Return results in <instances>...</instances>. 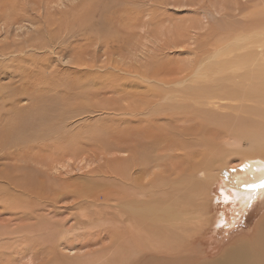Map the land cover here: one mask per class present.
<instances>
[{"label": "rangeland", "instance_id": "374dc122", "mask_svg": "<svg viewBox=\"0 0 264 264\" xmlns=\"http://www.w3.org/2000/svg\"><path fill=\"white\" fill-rule=\"evenodd\" d=\"M261 14L264 16V0H0V143L4 142L5 144L2 143L3 146L0 147V186L12 187V182H14V186L22 182L24 184V181L43 185L37 175H42V179L46 180L49 175L51 179L52 177L59 178L61 175L65 179L61 177L60 179L73 181V183H75L74 180L78 181L82 177L79 183L86 179L89 181L91 177L97 176L100 172H108L107 167L119 160V157L120 161L128 160L126 154L121 153V156L116 149L128 150L130 148L129 150H131L137 147L136 144L131 145L132 133L135 135L133 141L136 139L138 141L135 142L139 143V140L142 139L140 143L144 145L141 146L142 149L139 148L138 152H141V156L147 157L146 160H150L148 156L151 155L152 148L148 144L146 146V143L150 140V142L155 143L166 141V155H169V159L171 157L169 162L177 161L175 157L186 155V151H188V154L194 151L190 148L196 145L200 139H205L204 142L210 146V141L213 140L212 137L215 135L213 133L218 134L219 132L220 134L224 128H222L221 123L224 124L226 119L224 116L227 114L225 110H222V107L225 106L224 102L226 103L225 100L217 99L218 105H223L221 110L215 111L212 113L213 115L201 114V116H193L191 108L182 106V102H179L181 104L176 102L178 105H174L175 102L172 104L167 103L163 109L154 112L157 117L153 113L149 115L151 116L149 119L152 126L148 128L150 131L148 130L146 135L147 140L145 135L143 136L139 132V128H142L143 125L140 126L138 120L128 123L131 116L126 109L130 107V109L137 112L138 108H145L148 105L150 107L153 98L149 89H152V87H140L134 85V83L141 81L140 79L137 80L138 77L145 74L154 75L159 79L168 78L171 75V78H173V75L174 78H178L176 76L184 66L194 60L196 62L200 60V58H195L192 52L195 41L202 42L201 38L199 39L202 34H207L208 31L213 30V27L220 30H223L226 26L228 27L226 24L229 19L226 17L241 18L242 20L244 16L250 17ZM203 15L223 16L218 22L211 21L210 29L196 31L195 27L197 28L200 22L204 20ZM194 32L199 33L195 36H198V39L194 38ZM200 33L202 34L200 35ZM202 47L203 45H200V48ZM179 66L180 68H177ZM162 73L164 76H162ZM166 73H170L169 76ZM240 73L241 69H237L232 77ZM210 76H214L213 82L210 84L213 90L217 86L215 82L217 75L211 74ZM125 79L127 82L124 81ZM260 79L259 83H254L260 88H264V77ZM194 82V84H200L195 80ZM246 85L247 82L244 79H232L230 82L220 84V91L235 95L234 87L238 88ZM200 86L202 90V87H208L209 85L201 84ZM145 91L147 92L145 93ZM235 102L231 104H235ZM259 103V105L256 103L250 106L252 108L251 113L256 116L257 124L262 122L263 126L261 124L260 126L264 130V99ZM118 108H121V110ZM185 108L188 112L185 111ZM120 111L123 114H120L118 120L114 115L120 113ZM183 111L185 114H183ZM179 113L184 117H181ZM143 116L147 117L144 114ZM173 116L177 117V121ZM154 118L157 119L156 122H154ZM240 119L242 120V117ZM230 120L233 121L230 122L231 124L238 121L233 114L230 119L227 118V121ZM181 121L190 122L187 125L186 123L181 125ZM174 123L179 124L174 125ZM217 123H220L219 126L221 125L219 128ZM27 125L31 129L29 134L32 135L28 137L26 142V139L18 138V131L21 135H27L23 131L28 129ZM175 126L178 132L174 129ZM197 126L201 128H197ZM47 127L52 129H49L52 133L47 130ZM160 127L167 130H162ZM11 128V134L13 135L10 136L7 131ZM210 129L215 131L212 133ZM56 130L58 133L54 134ZM164 131L166 132L164 133ZM97 132L107 136L102 138ZM158 132L159 134H157ZM14 133L17 134V137ZM167 133L169 135L173 134L169 137ZM185 133L189 136H185ZM157 135H159L158 138H156ZM175 136L176 139L173 140ZM178 136H180L179 139ZM17 138L21 141V144H19ZM106 138L107 140L109 138L116 139L115 141H108V143L101 142L102 139ZM122 138L125 142L122 141L121 145ZM188 139L189 144L185 142ZM14 141L18 144L14 145ZM172 141L173 144H171ZM183 143L186 144L182 146ZM105 144H107V149H105ZM109 144L111 150L108 151ZM247 146V144L244 145L245 148ZM59 148L63 149L61 150L63 154L59 152ZM198 148L196 149L199 150ZM212 148L214 147H211L210 150ZM196 149L195 151H197ZM43 150L47 152L43 153ZM178 150L180 151L179 155L177 154ZM183 150L184 153L181 152ZM108 155L109 157H107ZM21 158L25 161L30 158L34 159L37 161V165L34 166L35 168L32 165L30 167L29 163H21ZM181 159L185 158L182 157ZM106 160L110 162L109 165ZM20 163L23 164L22 167L19 165ZM24 165L27 168L26 170H23ZM49 165L56 167L55 170L49 168ZM60 171L63 172V175ZM91 172L94 175L91 176ZM109 175L107 174L108 178L103 175L107 178V181H103L105 178H96L100 183L101 181L105 182L103 186L107 189L111 186L106 182L111 183L112 181L114 183L111 177L115 175L113 173H111V177ZM26 177L31 180L26 179ZM108 179L111 180L108 181ZM218 187V185L212 186L213 193L216 194L217 192V196L221 193ZM62 199L57 203V211L55 210L56 212L53 213L55 217L51 219L50 223L46 222V225H50V227L46 226L41 229L37 227L39 230L45 228V231L41 234L42 238L47 237V229L56 232L64 227L65 231L71 229L75 233L74 239L78 238L82 242L86 241L92 236L89 232L96 231V229L89 226L93 220L91 218L92 213L96 209L89 208L87 212L72 215L74 212L72 204L75 201L72 197ZM98 199L101 200L100 197ZM15 200V203L18 204L21 199L15 198ZM10 201V198L6 195L0 196V223H2V218H6L3 223L18 222L19 224L31 225L33 221L27 216L24 219L9 220L5 208L16 206L15 208H23V211L28 213L29 210L35 208L34 205L29 200H23V207H19V204H15L13 207L7 206ZM262 201L255 202V206L252 205V207L250 204L243 212L238 210L241 213L233 216L234 221L230 217L232 207L224 206L221 200L216 201V205L211 209V212L209 210L207 219L211 217L220 219L222 217L219 216L222 215L227 219L224 225L230 220L232 221L231 226L229 223L225 232H223V228L217 231L219 226L216 227L214 219L211 220L214 226H212L211 232L205 231L202 245L199 244L201 249L199 264H211V261H215L222 256L233 259L232 255H223L222 253L224 249L228 251L230 249L235 250L238 247L243 248L247 255L255 253L256 262L264 264V242H252L260 240V237L263 238L262 234L256 232L255 229L264 216V200ZM234 205V209L238 207L237 204ZM41 207L42 211L45 212L46 208L42 204ZM205 207L204 205L199 208L203 209ZM51 214L49 213L48 217ZM89 216L91 217L89 218ZM62 220H66L63 227H61ZM10 224L12 227L15 225L14 223ZM104 227L102 224L101 234H103ZM69 240H73L71 236ZM60 261L62 262V260Z\"/></svg>", "mask_w": 264, "mask_h": 264}, {"label": "bare ground", "instance_id": "6f19581e", "mask_svg": "<svg viewBox=\"0 0 264 264\" xmlns=\"http://www.w3.org/2000/svg\"><path fill=\"white\" fill-rule=\"evenodd\" d=\"M221 16L223 15H203L204 20L200 22L197 28L195 27V30L202 31L205 29L206 31V29H210V22H218L219 19L222 18ZM226 18L229 19V22L226 24L228 27L223 24L226 26V28H222L223 30L213 27V30L210 32L208 31L207 34L200 33V35H202L199 39L201 38L202 42L199 43V40L195 41V47L192 52L193 56L195 55V58H200V60L197 62L194 60L192 63H188L187 66H184L180 71L178 70V75L176 74L178 78H174V75L173 78H171V75L168 78L159 79L154 75L151 76V74L138 77L137 80L139 81L140 79L141 81H139L140 83L134 81V85L152 87V89L149 90H151L150 95L153 98V102L150 107L148 105L145 108H138L137 112L130 109V107L126 109L131 116L128 123H133L138 120V124L140 126L141 124L143 125L142 128H139V132L142 133L143 136L145 135V138L148 140L146 135L149 126H152L149 119L151 116L149 115L163 109L167 103L172 104L175 102L174 105H178L179 102H182V106L191 108V114L193 116H201V114L213 115L212 113L215 111L221 110V106L223 105H218L217 99L225 100L226 103L224 102L225 106L222 107V110H225L227 114L224 113L226 114V116H224L226 119L224 124L221 123L222 128L224 127L223 131L217 134L215 132L213 133L215 130L210 129L212 130L211 132L215 134L212 137L213 140L210 141V146L214 147L215 150L214 148L210 150L211 147L204 142L205 139H200L196 145L192 144L193 146L190 150L193 149L194 151L189 152V154L188 151H186L187 154L182 156L185 159H181L182 157H175L177 161L169 162L171 157L169 159V155H166V141L155 143L150 142L151 140L149 142L145 140L147 142L146 146L148 144V146L152 148L150 154H153V156H148L150 160H146L147 157L141 156V152H138L139 148L144 145L140 143L142 139L139 140V143L135 142L138 141L136 139L133 141L132 139L135 135L132 133L133 137L131 136L132 139H130L131 145L136 144L137 147L131 150H129L130 148L128 150L123 148L116 149L118 150L117 153L126 154L128 160L120 161L119 157V160L115 162L112 161L114 162L112 164L106 160L108 161L107 164L111 165L107 167L109 171L106 173L100 172L97 176L91 177L89 181L86 179L79 183L82 177L80 180H76V184L75 180V183H73V181H64L60 179L61 175L59 178L52 177L51 179L48 174L50 179L48 178L46 180L42 179V175L39 176L36 174L44 186L39 183L28 182L27 180V182L24 181V184H22V182L14 186V182H12V185L9 184L12 187L2 186V188L0 186V196L6 195V197L11 200L7 206L13 207L17 204L15 203V198H17L21 199L18 202L19 207H23V200H29L35 207L34 209L28 208L31 210H29L28 213L26 212L27 214L23 211V208H15L16 206L13 208H5L6 211H4L7 213L9 220H15V218L24 219V217L27 216L33 223L31 225H24L25 223L19 224L18 222H10L15 224L12 227L9 222L3 223L6 218H2V223H0V264H199V252L201 251L199 244L202 245L201 242L204 240L205 231H210L212 226H214L211 220L214 219L216 227L217 225L219 226L217 231L223 228L222 230L225 232L229 223L231 226L232 221L230 220L224 225L227 219L221 214L219 217L222 218L220 219L214 217L207 219L208 212L209 210L211 212V209L214 208L216 201L221 200L224 206L232 207L230 211L231 216L229 214L232 220L234 215H239L241 213L239 211L243 212L250 204L252 207L255 202L257 203L258 201L264 200V188L256 187L255 189H249L246 187V185L249 184L258 185L261 180H264V132H262L264 130H262V122L257 124L258 120L256 116L251 113L252 108L250 107L256 103L259 105V102L264 99V88H260L254 83H259L261 80L260 78L264 77V16L263 14L250 17L244 16L242 20L241 18L235 19V17ZM196 34L197 33L194 32V38L198 39V36L195 37ZM197 35H199V33ZM200 45H203V47L200 48ZM177 68H180V66ZM237 69H241V73L232 77V74H234ZM166 74L169 76L170 73ZM211 74L217 75L215 81L217 86L213 90L210 84H212L214 76H210ZM162 76H164L163 73ZM193 79L200 84H194L195 82ZM232 79H244L247 85L244 87L239 86L238 88L234 87L233 90L235 95L220 91V84L230 82ZM124 81H126V79ZM201 84H208L209 86L202 87L201 90ZM116 86L119 87L118 84H116ZM146 92L147 91H145V93ZM178 93L181 94L179 95ZM228 101H230V103H228ZM233 102H235V104H231ZM118 109L121 110V108ZM121 112L122 111L114 115L118 120L120 119V114H123ZM238 113H240V115H238ZM143 114L147 117H144ZM183 114H185V112ZM232 114L238 119V121L233 124H231L233 122L231 121L232 118L230 121H227V118L230 119ZM154 116H156V114H154ZM182 116L183 115H181V117ZM240 117H242V120ZM174 118H176L177 121V117ZM153 120L156 122L157 119L154 118ZM178 120H180V118H178ZM167 122L169 123L170 121L168 120ZM172 122L171 124H173ZM181 122V125L186 123L184 121ZM188 123H186V125ZM178 124L179 123H174V125ZM217 124L219 128L221 125L219 126L220 123ZM256 124L259 126L261 124L262 126L259 128ZM197 128L201 127L197 126ZM49 129L47 127V130ZM164 129L162 128V130ZM174 129L177 131V127ZM11 130L12 128L7 131L10 136L13 135L11 134ZM30 130L29 126L27 130H23L29 136L21 135L17 130L19 134L18 138L26 139L27 142L28 137L32 135L29 134ZM165 132L166 131H164V133ZM57 133L56 130L54 134ZM97 133L102 138L107 136L100 132ZM118 134L120 135V133ZM157 134H159V132ZM14 135L17 137V134L14 133ZM171 135H169V137ZM186 135L188 134L185 133V136ZM199 135L201 136L200 132ZM202 135L204 134L202 133ZM158 136L159 135H157L156 138H158ZM179 137L180 136L177 138L179 139ZM204 137L206 136L204 135ZM115 139L109 138L107 140L106 138L102 139L101 142L108 143V141H115ZM175 139L176 136L173 140ZM122 141L123 138L120 144ZM188 141L189 139L185 142L187 143ZM19 142V144H21L20 140ZM2 143L4 144V142ZM2 143H0V147L3 146ZM13 143L14 145L18 144L16 141ZM186 143H183L182 146ZM171 144H173V141ZM246 144L248 146L245 148L244 145ZM108 148V151L111 150L110 144ZM142 148L143 147H141V149ZM105 149H107V144H105ZM195 149L197 151H195ZM61 150L63 149H60V153L63 152H61ZM208 150L210 151L208 152ZM171 151L173 152V150ZM44 152L46 153L47 151L43 150V153ZM181 152L184 153V150ZM179 153L180 151L177 154L179 155ZM107 157H109V155ZM126 158L124 157V159ZM20 160H22V158ZM23 162L24 164L29 163L30 167L31 165L33 167L37 165V161L31 158L27 159V161L22 160L21 163ZM21 163L19 165H21ZM42 165L45 166L44 164ZM22 166L23 164L21 167ZM49 166L52 170L56 168L52 165ZM30 167L28 168L31 169ZM26 169L24 165L23 170ZM233 172L236 173V180L238 181L234 182L232 180ZM61 173L63 175V172ZM111 173L115 176L111 177ZM92 174L91 172V176ZM107 174H110L109 177H111L114 182H106L111 186L108 189L103 186L105 185L103 181H107ZM103 175H106L105 177L107 178ZM28 178L29 177H26V179ZM61 178L65 179V177ZM96 178H105V180L100 183ZM76 179H78V177H76ZM109 180L111 179H108V181ZM213 185L219 186L218 189H220L221 192L219 196L216 195L217 192L216 194L213 193ZM68 197H72L73 201H75V203L72 204L74 210L72 215L84 211L87 212L89 208L96 209L95 212L92 213L93 216L92 214V217L89 216V218H93L89 226L96 229V231L89 232L92 236L82 242L78 238L74 239L75 233L72 232L71 229L67 231L63 229V223H66V220H62L61 227L63 228L56 232L47 229V237H43V239L41 234L45 231V228L42 230L39 229L46 226L50 227V225H46V222L50 223L51 219L55 217L53 213L58 209L57 203L61 198L66 199ZM99 197L101 200L98 199ZM225 200H227V203H225ZM41 204L46 208L45 212H43L44 210L42 211ZM234 204L238 205L235 209ZM204 205L206 206L205 208H208L207 210L205 208H199ZM49 213H52L50 217H48ZM205 222L206 224H204ZM102 224L105 226L102 230L103 234H101ZM255 229L256 232L258 231V233L262 234L263 238L261 239L259 236L260 240L251 241L255 243L264 242V216ZM217 235L219 236L218 233ZM70 236L73 240H69ZM62 251L65 252L63 253ZM224 251L222 253L223 255L229 254L234 258L232 257L233 259H230L222 256L215 261H211V264H261L256 262L257 257H255V253H249V255H247L241 247L235 250L230 249L225 251V253ZM60 260H62V262Z\"/></svg>", "mask_w": 264, "mask_h": 264}, {"label": "snow or ice", "instance_id": "6c2138e0", "mask_svg": "<svg viewBox=\"0 0 264 264\" xmlns=\"http://www.w3.org/2000/svg\"><path fill=\"white\" fill-rule=\"evenodd\" d=\"M246 187H248L249 189H255L256 187L264 188V180H261L258 185L257 184H249V185H246ZM222 195H223V193H222ZM225 203H227V200H225Z\"/></svg>", "mask_w": 264, "mask_h": 264}, {"label": "crops", "instance_id": "0c3cea01", "mask_svg": "<svg viewBox=\"0 0 264 264\" xmlns=\"http://www.w3.org/2000/svg\"><path fill=\"white\" fill-rule=\"evenodd\" d=\"M235 179V180H234ZM223 180V179H222ZM232 180L233 181H236V173L235 172H233V174H232ZM223 181H225V180H223Z\"/></svg>", "mask_w": 264, "mask_h": 264}]
</instances>
